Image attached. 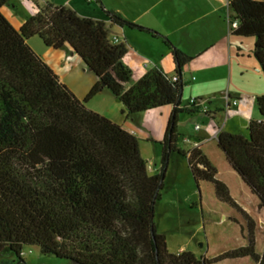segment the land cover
<instances>
[{
    "label": "trees",
    "instance_id": "16d2710c",
    "mask_svg": "<svg viewBox=\"0 0 264 264\" xmlns=\"http://www.w3.org/2000/svg\"><path fill=\"white\" fill-rule=\"evenodd\" d=\"M13 1L0 0V256L9 250L25 262L23 248L30 245L72 264H215L246 257L264 264L255 219L218 177L200 144L180 146V115L202 112L182 104V70L192 57L174 48L177 80L153 68L129 86L128 47L121 38L114 41L113 27L156 31L104 6L108 22L49 1L17 29L2 12ZM230 6L238 23L232 34L255 39L253 53L264 72V0H231ZM33 36L47 47L70 46L98 77L84 100L30 46ZM103 89L121 101L130 117L173 107L157 173H150L136 134L87 106ZM256 104L260 119L250 121L247 134L221 130L217 141L264 208V95ZM204 113L211 116V111ZM174 152L187 158L198 187L212 183L217 198L244 217L246 245L210 258L169 250L155 217Z\"/></svg>",
    "mask_w": 264,
    "mask_h": 264
},
{
    "label": "crops",
    "instance_id": "0c3cea01",
    "mask_svg": "<svg viewBox=\"0 0 264 264\" xmlns=\"http://www.w3.org/2000/svg\"><path fill=\"white\" fill-rule=\"evenodd\" d=\"M47 1L56 5H69L83 16L108 22L109 17L102 9L104 6L120 13L127 20L156 31L152 33L119 24L113 27L112 35L124 40L128 47L124 63L133 71L129 86L153 68H159L169 76L177 75L174 48L192 57L182 70L185 82L182 104L189 105L191 97L195 96L211 98V116L201 112L206 115L208 123L204 126L196 123L193 130H187L179 121L178 129L184 143L180 146L188 149L193 142H198L217 166L219 176L220 169L210 150L211 144L215 143L218 146L217 134L221 130L247 134L250 121L260 119L256 99L264 95V72L253 53L255 39L231 32L229 23L233 13L231 0H14L11 4L4 5L2 12L12 25L19 29L27 17L36 14ZM35 38L33 36L28 40L30 46L54 70L60 80L79 99L84 100L98 81V77L87 68L70 46L51 48L42 40L40 43L33 41ZM186 89H189L190 94L187 99L184 98ZM228 97L239 100L238 105L231 106L230 110L226 108ZM87 106L136 134L140 140L143 157L151 162L149 161L151 156L146 148L149 140H155L152 139V131L135 125L124 105L111 91L103 89L87 102ZM168 106V115L161 120L162 123L165 121L168 124L173 109L171 105ZM165 107L167 106L160 108L166 109ZM223 115L225 120L222 123ZM197 124L201 125L199 129L196 128ZM142 138L148 140L145 147L141 145ZM184 138H190L191 142H184ZM232 169L234 170L233 167ZM151 170L155 171L156 168L153 167ZM223 181L227 183L232 193L230 183L225 179ZM250 191L254 203H258L259 206L260 199L251 189ZM237 202L253 216L245 205L238 200ZM241 225L244 227V222ZM241 231L246 235L243 228ZM238 260L249 261L251 258Z\"/></svg>",
    "mask_w": 264,
    "mask_h": 264
},
{
    "label": "rangeland",
    "instance_id": "374dc122",
    "mask_svg": "<svg viewBox=\"0 0 264 264\" xmlns=\"http://www.w3.org/2000/svg\"><path fill=\"white\" fill-rule=\"evenodd\" d=\"M35 37L33 41L40 43L42 39L39 36ZM188 97H190L189 89H186L184 98L187 99ZM166 106V109L158 107L131 117L135 125L143 127L144 130L150 129L152 139H155L149 140L148 144L146 143L148 140L142 138L141 141L142 147L147 144V153L151 156L149 164L152 163L153 167L156 168L155 171L149 169L152 174L157 173L162 165L163 145L161 139H163L167 122L164 121V126V122L162 123L161 120H164L168 115L169 106ZM230 115L231 111L229 117ZM206 118V115L201 112L183 113L180 115V122L186 126L187 130H193L196 123L203 126L207 125ZM224 120L225 115L221 118L222 123ZM181 144L184 143L181 141ZM210 150L213 152L215 162L220 169L218 177L230 183L234 197L252 212L253 216H251L256 221L257 251L260 254L263 253L264 208H258V203H254L249 187L241 176L230 167L224 151L215 143L211 144ZM161 193L162 198L156 205L155 221L158 230L166 234L171 252L180 253L188 250L195 253L199 258H210L247 243L244 217L230 204L217 198L212 183L204 181L198 187L186 157L175 152L172 153ZM243 222L246 235H243L241 231L243 228L241 223ZM23 251L25 262H18L16 255L5 250L0 256V264H4L5 261L8 264L14 260L15 264H72L70 261L54 255L43 254L38 246L26 245ZM215 264L257 263L251 259L241 262L239 260H227Z\"/></svg>",
    "mask_w": 264,
    "mask_h": 264
},
{
    "label": "built area",
    "instance_id": "2783aa9c",
    "mask_svg": "<svg viewBox=\"0 0 264 264\" xmlns=\"http://www.w3.org/2000/svg\"><path fill=\"white\" fill-rule=\"evenodd\" d=\"M229 23H230V28H234L237 26V21L236 20H233L232 16H230L229 18ZM114 41L116 42H120L121 39L118 37V36H114ZM173 78V80H177L178 79V76L175 75V76H171ZM210 101H211V98H206V97H191L190 101H189V105L194 107L195 109H198V110H201L202 112H209L211 111L210 109ZM239 103V100L237 98H227V104H226V108L228 110L231 109V106H237ZM201 127L200 124H197L196 125V128L199 129ZM220 132V131H219ZM218 132V133H219ZM218 136V134H217ZM185 141L186 142H191L190 138H185ZM196 145H198L199 143L196 142L195 143ZM149 169H153V165L150 164L149 165Z\"/></svg>",
    "mask_w": 264,
    "mask_h": 264
}]
</instances>
